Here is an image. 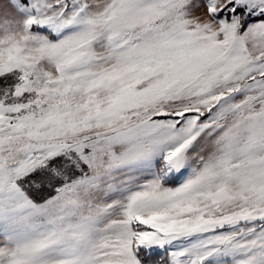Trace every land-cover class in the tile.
Returning a JSON list of instances; mask_svg holds the SVG:
<instances>
[{
	"label": "snow or ice",
	"instance_id": "1",
	"mask_svg": "<svg viewBox=\"0 0 264 264\" xmlns=\"http://www.w3.org/2000/svg\"><path fill=\"white\" fill-rule=\"evenodd\" d=\"M4 7L0 264H264V0Z\"/></svg>",
	"mask_w": 264,
	"mask_h": 264
},
{
	"label": "rangeland",
	"instance_id": "2",
	"mask_svg": "<svg viewBox=\"0 0 264 264\" xmlns=\"http://www.w3.org/2000/svg\"><path fill=\"white\" fill-rule=\"evenodd\" d=\"M9 2L18 6V0H0V23H5L9 17L19 15L15 10H8L4 7Z\"/></svg>",
	"mask_w": 264,
	"mask_h": 264
}]
</instances>
